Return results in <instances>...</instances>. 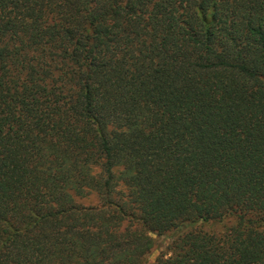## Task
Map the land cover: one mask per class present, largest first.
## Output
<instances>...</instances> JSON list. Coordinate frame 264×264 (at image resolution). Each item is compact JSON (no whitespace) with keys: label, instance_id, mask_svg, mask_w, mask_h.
Masks as SVG:
<instances>
[{"label":"trees","instance_id":"1","mask_svg":"<svg viewBox=\"0 0 264 264\" xmlns=\"http://www.w3.org/2000/svg\"><path fill=\"white\" fill-rule=\"evenodd\" d=\"M264 264V0H0V264Z\"/></svg>","mask_w":264,"mask_h":264},{"label":"rangeland","instance_id":"2","mask_svg":"<svg viewBox=\"0 0 264 264\" xmlns=\"http://www.w3.org/2000/svg\"><path fill=\"white\" fill-rule=\"evenodd\" d=\"M169 239H162L161 247L154 251L148 258L147 264H152L156 261V259L162 254L167 253V246L169 244Z\"/></svg>","mask_w":264,"mask_h":264}]
</instances>
